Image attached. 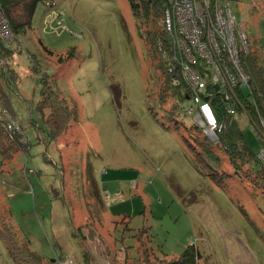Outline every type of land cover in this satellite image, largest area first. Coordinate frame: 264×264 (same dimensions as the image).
Wrapping results in <instances>:
<instances>
[{"label":"rangeland","instance_id":"374dc122","mask_svg":"<svg viewBox=\"0 0 264 264\" xmlns=\"http://www.w3.org/2000/svg\"><path fill=\"white\" fill-rule=\"evenodd\" d=\"M222 1L264 68V0ZM147 46L128 0H41L31 29L7 46L13 56L0 52V120L15 119L28 142L26 152L0 157V229L7 238L17 232L26 247L15 259L0 230V264H60L69 256L90 264L76 233L91 219L95 236L81 232L91 264L176 259L190 245L201 254L198 264H264V188L225 159L218 165L190 148L183 136L194 140L186 128L194 123L186 113L193 102L171 112L161 107L162 76ZM44 75L78 107V119L59 137L36 107ZM242 119L256 152L254 125ZM25 166L34 172L25 176ZM249 167L256 175L261 164ZM117 214L133 216L132 230L111 235L109 218Z\"/></svg>","mask_w":264,"mask_h":264},{"label":"trees","instance_id":"16d2710c","mask_svg":"<svg viewBox=\"0 0 264 264\" xmlns=\"http://www.w3.org/2000/svg\"><path fill=\"white\" fill-rule=\"evenodd\" d=\"M39 1L41 0H0V5L10 22L14 36L19 32L31 29V18ZM128 1L134 15L139 20L140 27H142V36L145 38L150 53L149 59L162 76V81L157 90L159 103L166 111H177L176 108H182L183 103L186 100H191L192 95L185 81L180 80L179 84H172V74L168 70L166 54L158 47L159 40L166 41L163 17L168 0ZM7 46L0 37V52L10 58L13 56L14 51L8 49ZM46 50L49 53H53L49 49ZM73 54L74 50H69L65 56L62 55L60 57V61L65 62ZM31 57L33 58V56ZM241 62L243 70L249 76V87H244L236 92L237 101L232 100L236 113H228L225 109L227 104L223 103L221 99L215 98L216 108L220 109L218 118L222 126L221 131L218 133V139L211 141L195 123L186 127L190 137L194 139L193 142L185 136L183 137L193 150H197L198 148L197 151L204 153L209 160L214 161L218 165L225 159L237 173L239 172L244 178L249 179L253 186L264 188V168L261 160L258 158V152L262 145H264L263 138L260 139L258 137V134L264 135V68L261 65L260 55L257 52L254 53L249 48L248 52L242 55ZM10 71L11 75L15 76V71ZM47 77V75H44L40 78L42 89L40 100L36 107L40 113L46 116L50 135L52 137H59L68 133L72 122L78 119V107L70 104L66 98L62 97L60 91ZM168 104H172L170 109H167ZM241 117H243L242 120H248L249 124L254 125L252 132L256 134L261 145L260 149L256 152L252 150L245 130L241 126ZM27 144L28 142H24L23 136L9 132L6 129L5 122L0 120V157L11 160L14 157L13 155L20 150L26 152L25 146ZM11 152H14V154ZM254 161L261 164V168L256 175L249 167ZM131 221V215L121 214L113 218L112 227L116 230L122 227L126 228L125 230H132ZM90 223L93 222L85 223L84 225ZM11 233L12 237L7 238L6 232L1 230V236L6 243L9 253L15 259H23L17 256V250H26L25 244L20 243L17 232L13 231ZM138 234H140V237L136 240V243H138L140 256L142 257V241H144L145 237H142V228L138 229L136 235ZM23 239H27V237H21L22 241ZM144 251L148 252V249L146 248ZM200 257L199 251L193 245H190L176 259L167 260L165 258L163 260L155 259V261H151L147 257L146 264H198Z\"/></svg>","mask_w":264,"mask_h":264},{"label":"built area","instance_id":"2783aa9c","mask_svg":"<svg viewBox=\"0 0 264 264\" xmlns=\"http://www.w3.org/2000/svg\"><path fill=\"white\" fill-rule=\"evenodd\" d=\"M50 18L54 26L61 25L56 11H52ZM163 25L166 41L159 40L158 47L166 54L172 84L185 81L193 102L187 113L199 129L215 141L222 127L215 98L227 104L228 113H236L232 100L237 101L236 92L249 87V76L241 62L242 55L248 52L247 37L232 9L222 0H168ZM0 37L8 46L15 42L1 5ZM5 124L9 132L23 136V128L15 119ZM258 137L264 141V135L258 134ZM258 158L264 168V145ZM27 172L34 169L25 166V176ZM59 262L74 264L70 256Z\"/></svg>","mask_w":264,"mask_h":264},{"label":"crops","instance_id":"0c3cea01","mask_svg":"<svg viewBox=\"0 0 264 264\" xmlns=\"http://www.w3.org/2000/svg\"><path fill=\"white\" fill-rule=\"evenodd\" d=\"M102 217H104L102 214H100ZM118 215H121V214H117V215H115V216H110V218H109V223H110V228H109V231H110V233H111V235H112V233H114L115 232V230L116 229H114L113 227H112V221H113V218L114 217H117ZM129 215V214H128ZM100 217V216H99ZM133 217V216H132ZM90 218V217H89ZM88 219V218H87ZM86 219V220H87ZM94 219H91L89 222H93V223H90V224H88V225H84L85 223L84 222H82L81 223V225L79 226V232H77L76 233V236H79L80 237V239H81V242H82V244H83V248H84V250L86 251V253L84 254L85 255V257L88 259V261H90V264H91V260H90V257H89V255H88V253H87V250H86V246H85V242H86V240L84 239V235H82V230L83 229H86L87 231H88V236L89 237H94L95 236V222L93 221ZM89 222H86V223H89ZM92 228H93V230H92ZM112 244L114 245L115 243H114V241L112 242ZM116 245V244H115ZM136 246H138V243H136ZM85 259V258H84ZM86 260V259H85ZM87 261V260H86ZM52 262H54V264H55V259H53L52 260ZM98 264V263H97Z\"/></svg>","mask_w":264,"mask_h":264},{"label":"water","instance_id":"95a60500","mask_svg":"<svg viewBox=\"0 0 264 264\" xmlns=\"http://www.w3.org/2000/svg\"><path fill=\"white\" fill-rule=\"evenodd\" d=\"M218 87H219L218 85L215 86L216 89H218Z\"/></svg>","mask_w":264,"mask_h":264},{"label":"bare ground","instance_id":"6f19581e","mask_svg":"<svg viewBox=\"0 0 264 264\" xmlns=\"http://www.w3.org/2000/svg\"><path fill=\"white\" fill-rule=\"evenodd\" d=\"M247 45H248V42H247Z\"/></svg>","mask_w":264,"mask_h":264}]
</instances>
